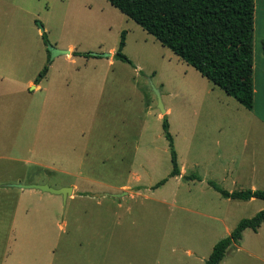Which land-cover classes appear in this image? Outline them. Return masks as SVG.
Here are the masks:
<instances>
[{"label":"rangeland","instance_id":"374dc122","mask_svg":"<svg viewBox=\"0 0 264 264\" xmlns=\"http://www.w3.org/2000/svg\"><path fill=\"white\" fill-rule=\"evenodd\" d=\"M0 7V52L14 44L22 52L21 91L14 95L19 113L5 117L0 128V179L53 188L76 184L74 197L65 199L0 185V264H204L218 239L264 206L259 198L237 200L197 184L205 176L225 190L250 189L239 151L250 124L246 110L230 97L229 118L212 124V102L225 92L210 82L217 92L203 99L205 78L135 21L107 0H4ZM122 31L128 61L113 56ZM262 40L260 1L257 60ZM49 45L69 53L51 56ZM44 65L33 89L27 81L35 83ZM163 116L178 167L186 166L181 180L169 176ZM218 129L219 158L211 134ZM260 131L253 184L264 190V125ZM216 213L221 221L206 215ZM223 264H264V223L256 232L245 229Z\"/></svg>","mask_w":264,"mask_h":264},{"label":"trees","instance_id":"16d2710c","mask_svg":"<svg viewBox=\"0 0 264 264\" xmlns=\"http://www.w3.org/2000/svg\"><path fill=\"white\" fill-rule=\"evenodd\" d=\"M131 18L178 58L196 69L213 85L220 88L247 109L253 107V32L254 0H107ZM41 36L46 43L44 32ZM125 31L113 56L128 61L122 52ZM264 53V40L261 41ZM47 71L44 65L34 81ZM162 129L168 140L171 160L169 176L179 174L168 122L162 117ZM185 177H187L185 175ZM200 179V177H197ZM160 181L159 183H162ZM207 183L222 196L247 200H264L262 189L228 191L212 180ZM264 222V206L251 217L238 220L234 228L212 246L204 264H218L227 248L237 243L245 228L256 230Z\"/></svg>","mask_w":264,"mask_h":264},{"label":"crops","instance_id":"0c3cea01","mask_svg":"<svg viewBox=\"0 0 264 264\" xmlns=\"http://www.w3.org/2000/svg\"><path fill=\"white\" fill-rule=\"evenodd\" d=\"M4 0H0V6ZM260 1L262 5L264 6V0H254V5H255V12L258 11L260 7ZM1 11V7H0ZM11 43L15 42L13 38L10 39ZM113 52V51H112ZM261 52V51H260ZM260 58L257 60L254 49H253V65H252V84H253V107L252 109H247L243 107L241 104H239L235 99V101L241 105L243 108L246 110V119L250 123L248 128L246 129V135H243V138H241V144H240V154H241V166L243 168L247 167L249 170L248 177L252 181L250 182V189H255V185L253 184L254 180L258 178V170L260 168V163H261V153H260V141H259V136L261 135V125H264V109L261 112L262 114L258 113L256 110V104H257V94H258V86L260 84V87H262V97H264V53L261 52L259 54ZM21 57H22V52L19 49V44L18 45H12V49L8 51H3L0 52V59L3 60L1 65H0V128L2 127V124L5 120V117L8 119H14V114L19 113V104L18 101L17 103H14V95L18 96L19 92L21 91V84L22 80L20 78V67H21ZM5 58V59H4ZM205 78V77H204ZM203 80V79H202ZM200 83L201 80L198 79ZM205 83V89H202V98H208L209 94L212 92H217L214 89L215 87L210 83V81L205 78L204 81ZM27 85H30L33 89H37L39 85L37 83H33L31 80L27 81ZM220 90V89H219ZM222 91V90H221ZM220 91V92H221ZM224 92V91H222ZM224 94V95H223ZM218 95L221 97H218V102L213 103L210 108V114H211V121L212 124L218 123L219 121H223L226 118H229V110H230V103L232 102L228 94L225 93H218ZM233 98V97H231ZM261 103H264L263 100H261ZM166 112V108H165ZM195 112V111H194ZM208 116V115H207ZM209 117V116H208ZM241 121H243L244 116L240 115L237 116ZM1 132V131H0ZM222 130L218 129L216 133H211L213 142L212 144L214 145L213 152L215 153V156L218 158L219 153H221V148H222ZM242 134V133H241ZM264 137V136H263ZM217 150V151H216ZM15 151L12 150V154H14ZM9 159L12 158L15 160L14 157H8ZM186 166L183 163L179 164V174L175 175L177 176L178 179L181 180L186 175ZM9 169V168H8ZM1 180V179H0ZM3 182H0V185L3 187L7 188H12L10 184L15 183L13 180H1ZM197 184L198 185H203V184H208L207 179L205 176H203L201 179H197ZM213 181V180H212ZM215 182V181H214ZM217 183V182H216ZM219 186L221 185L220 183H217ZM209 185V184H208ZM210 186V185H209ZM16 187V186H14ZM70 187L72 188L71 193L67 194L69 198H73V191L76 190V184H70ZM228 191H233V190H228ZM0 191V195H1ZM256 197H251L245 201L251 202L252 199ZM234 199V198H233ZM237 200H242V199H237ZM1 201V199H0ZM264 201V200H263ZM1 209V208H0ZM205 214V213H203ZM209 217L214 218L215 220L221 221L222 218L221 216H218L219 214H206ZM264 223V222H262ZM261 223V224H262ZM261 224L259 225L258 228H260ZM252 230L251 228H245V229H251L253 232H256L258 230ZM244 229V230H245ZM1 230V228H0ZM243 230V231H244ZM226 231H229V228H226ZM242 231V233H243ZM230 232V231H229ZM242 238V235H241ZM240 238V240H241ZM239 240V241H240ZM239 241L237 243H239ZM236 244L232 243L231 245ZM229 245L228 248L231 246ZM227 248V249H228ZM227 251V250H226ZM226 254V252H225ZM224 254V256H225ZM253 255V253H250ZM224 256L223 258L219 261L218 264H223L224 261Z\"/></svg>","mask_w":264,"mask_h":264},{"label":"water","instance_id":"95a60500","mask_svg":"<svg viewBox=\"0 0 264 264\" xmlns=\"http://www.w3.org/2000/svg\"><path fill=\"white\" fill-rule=\"evenodd\" d=\"M42 29V27H41ZM49 53L51 56H54L58 53H69V50H63V49H57L55 47H52L49 45ZM105 56H110L111 53H105ZM153 90L155 92L156 95V99H157V106L160 109V113L164 114L165 113V108L162 105L161 99H160V93L159 90L155 87H153ZM11 186H16V187H22V188H36L42 191H48L50 193H54V194H61L63 199H65L67 194L71 193L72 188L70 186L67 187H59V188H53L50 187L48 184L46 183H42V184H35V183H27V184H23V183H13L10 184ZM122 193H114V194H110L111 196H120Z\"/></svg>","mask_w":264,"mask_h":264}]
</instances>
